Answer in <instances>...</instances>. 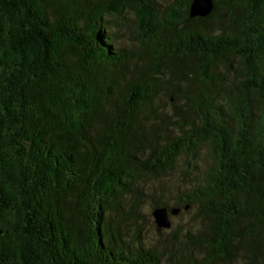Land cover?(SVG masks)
Masks as SVG:
<instances>
[{
    "label": "trees",
    "instance_id": "16d2710c",
    "mask_svg": "<svg viewBox=\"0 0 264 264\" xmlns=\"http://www.w3.org/2000/svg\"><path fill=\"white\" fill-rule=\"evenodd\" d=\"M212 2L0 0V264H264V0ZM128 12L129 48L107 22ZM182 156L161 263L122 202Z\"/></svg>",
    "mask_w": 264,
    "mask_h": 264
},
{
    "label": "rangeland",
    "instance_id": "374dc122",
    "mask_svg": "<svg viewBox=\"0 0 264 264\" xmlns=\"http://www.w3.org/2000/svg\"><path fill=\"white\" fill-rule=\"evenodd\" d=\"M169 2L170 0H157L158 9L164 13ZM107 22L111 32L115 34V42L128 48L138 45L134 16L131 12L124 14L123 17H109ZM230 76L239 79V74L231 73ZM164 93L165 91L162 88L157 91V101L158 103L161 102L160 104L163 103L164 110L170 113L171 105L167 103ZM187 116L191 119V115L187 114ZM199 154L208 160L206 146L200 150ZM185 166L186 159L182 156L177 160L175 170L163 179L137 178L132 187L141 192V200L133 203L131 197L126 196V199L122 202L121 210L124 217L119 220V224L124 228L125 234L135 242H140L144 247H154L160 255L161 263L167 261L170 253H177L183 247L181 242L183 234L189 227L190 215L182 209L175 215L170 214V226L161 228V231L158 232L152 211L155 209L154 205L156 203L163 201H167L170 208L176 207L173 202L176 197L177 186L182 177L180 170ZM186 175L190 176L188 173ZM113 219L116 220V217H113ZM232 264L248 263L238 260Z\"/></svg>",
    "mask_w": 264,
    "mask_h": 264
},
{
    "label": "water",
    "instance_id": "95a60500",
    "mask_svg": "<svg viewBox=\"0 0 264 264\" xmlns=\"http://www.w3.org/2000/svg\"><path fill=\"white\" fill-rule=\"evenodd\" d=\"M213 9L212 0H191L189 6L190 17H205ZM180 209L173 207L170 211L166 207H158L152 211L154 222L158 228H168L170 226L169 215H175Z\"/></svg>",
    "mask_w": 264,
    "mask_h": 264
}]
</instances>
